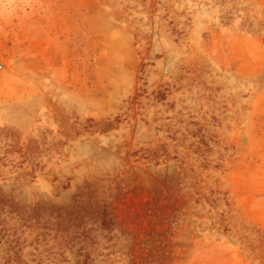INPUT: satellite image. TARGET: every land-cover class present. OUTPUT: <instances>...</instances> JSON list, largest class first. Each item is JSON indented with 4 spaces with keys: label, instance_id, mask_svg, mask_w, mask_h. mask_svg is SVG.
Wrapping results in <instances>:
<instances>
[{
    "label": "rangeland",
    "instance_id": "rangeland-1",
    "mask_svg": "<svg viewBox=\"0 0 264 264\" xmlns=\"http://www.w3.org/2000/svg\"><path fill=\"white\" fill-rule=\"evenodd\" d=\"M0 65V264H264V0H0Z\"/></svg>",
    "mask_w": 264,
    "mask_h": 264
},
{
    "label": "trees",
    "instance_id": "trees-1",
    "mask_svg": "<svg viewBox=\"0 0 264 264\" xmlns=\"http://www.w3.org/2000/svg\"><path fill=\"white\" fill-rule=\"evenodd\" d=\"M9 261H10V259L7 262H9Z\"/></svg>",
    "mask_w": 264,
    "mask_h": 264
},
{
    "label": "built area",
    "instance_id": "built-area-1",
    "mask_svg": "<svg viewBox=\"0 0 264 264\" xmlns=\"http://www.w3.org/2000/svg\"><path fill=\"white\" fill-rule=\"evenodd\" d=\"M0 68H1V65H0Z\"/></svg>",
    "mask_w": 264,
    "mask_h": 264
}]
</instances>
